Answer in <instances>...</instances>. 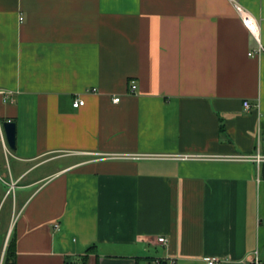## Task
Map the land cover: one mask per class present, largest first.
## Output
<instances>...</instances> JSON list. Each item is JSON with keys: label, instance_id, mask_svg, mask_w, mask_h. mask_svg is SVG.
<instances>
[{"label": "crops", "instance_id": "obj_1", "mask_svg": "<svg viewBox=\"0 0 264 264\" xmlns=\"http://www.w3.org/2000/svg\"><path fill=\"white\" fill-rule=\"evenodd\" d=\"M257 152L264 0H0L15 264H264V163L215 159Z\"/></svg>", "mask_w": 264, "mask_h": 264}, {"label": "built area", "instance_id": "obj_2", "mask_svg": "<svg viewBox=\"0 0 264 264\" xmlns=\"http://www.w3.org/2000/svg\"><path fill=\"white\" fill-rule=\"evenodd\" d=\"M235 9L240 16L242 22L244 23L246 29L248 30L251 37L255 40L257 44V50L254 53L255 55H259L263 52V46L261 43V37H260V25L257 22V20L252 17L247 11H245L243 8H241L239 5H235ZM250 56L252 53L249 54ZM136 86L134 84L131 85V91H134ZM95 89H88L84 91V94H91L94 93ZM120 101L119 98H113L112 102L117 104ZM84 105V98L83 95L78 96L73 100L72 106L75 109H78ZM243 106L245 109H249L250 105L247 101L243 102ZM195 157V156H194ZM219 160H227V161H234V162H251L254 164H261L264 163V154H260L257 152L254 155H246V156H231V157H222V158H215ZM157 243L159 244H165L166 239L164 237L157 238ZM254 262H256V259H254ZM160 264V262L158 263ZM170 264H174L171 262ZM206 264H222V261H220L217 258H209L206 260Z\"/></svg>", "mask_w": 264, "mask_h": 264}, {"label": "trees", "instance_id": "obj_3", "mask_svg": "<svg viewBox=\"0 0 264 264\" xmlns=\"http://www.w3.org/2000/svg\"><path fill=\"white\" fill-rule=\"evenodd\" d=\"M92 250L93 248L89 249L88 252ZM85 261H86V255L81 257L79 264H85ZM2 264H15V239L13 234L10 236L7 242ZM65 264H72V263L68 260H65ZM160 264H164V263L160 262Z\"/></svg>", "mask_w": 264, "mask_h": 264}, {"label": "water", "instance_id": "obj_4", "mask_svg": "<svg viewBox=\"0 0 264 264\" xmlns=\"http://www.w3.org/2000/svg\"><path fill=\"white\" fill-rule=\"evenodd\" d=\"M2 129L5 137V142L10 150L15 149L16 144V126L11 121L2 123Z\"/></svg>", "mask_w": 264, "mask_h": 264}, {"label": "rangeland", "instance_id": "obj_5", "mask_svg": "<svg viewBox=\"0 0 264 264\" xmlns=\"http://www.w3.org/2000/svg\"><path fill=\"white\" fill-rule=\"evenodd\" d=\"M3 220V215L0 216V221ZM1 241H2V238H0V246H1ZM6 245H7V242L4 243L0 248V264H2V261H3V257H4V252H5V249H6Z\"/></svg>", "mask_w": 264, "mask_h": 264}]
</instances>
